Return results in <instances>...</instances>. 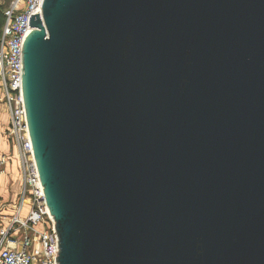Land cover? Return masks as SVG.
Returning <instances> with one entry per match:
<instances>
[{"label": "water", "instance_id": "obj_1", "mask_svg": "<svg viewBox=\"0 0 264 264\" xmlns=\"http://www.w3.org/2000/svg\"><path fill=\"white\" fill-rule=\"evenodd\" d=\"M22 98L55 264H264V0H43Z\"/></svg>", "mask_w": 264, "mask_h": 264}, {"label": "built area", "instance_id": "obj_2", "mask_svg": "<svg viewBox=\"0 0 264 264\" xmlns=\"http://www.w3.org/2000/svg\"><path fill=\"white\" fill-rule=\"evenodd\" d=\"M42 1L8 0L0 29V105L8 114L6 128L0 134L15 149L20 180L16 202L12 204L14 213L7 227L0 230V264H55L59 252L55 222L44 199L22 98L21 44L24 35L33 29L28 25L30 15L42 14ZM21 229L24 233L17 238Z\"/></svg>", "mask_w": 264, "mask_h": 264}, {"label": "crops", "instance_id": "obj_3", "mask_svg": "<svg viewBox=\"0 0 264 264\" xmlns=\"http://www.w3.org/2000/svg\"><path fill=\"white\" fill-rule=\"evenodd\" d=\"M7 122H8V114L4 106H0V131H4ZM11 150H12L11 143L7 140V138L3 134H0V161L1 160L5 161L2 164L0 163V194L4 192V182L6 181V179H8V176L5 171L11 172V175H14V172H16L17 164H19L16 155L15 154L13 156L11 155V152L13 151ZM17 180H18V191H19L20 188L19 171H18Z\"/></svg>", "mask_w": 264, "mask_h": 264}, {"label": "rangeland", "instance_id": "obj_4", "mask_svg": "<svg viewBox=\"0 0 264 264\" xmlns=\"http://www.w3.org/2000/svg\"><path fill=\"white\" fill-rule=\"evenodd\" d=\"M12 150L11 155L13 156L16 152L14 153L15 149L13 147ZM18 171L19 164H17L16 167L17 173L14 172V175H11V172L5 171L8 176V179H6V181L4 182V192L0 194V230H3L7 227L9 221L8 219L14 213L12 204L16 202V197L18 193ZM23 233L24 230L21 229L18 234H16L17 238H19L20 235Z\"/></svg>", "mask_w": 264, "mask_h": 264}, {"label": "trees", "instance_id": "obj_5", "mask_svg": "<svg viewBox=\"0 0 264 264\" xmlns=\"http://www.w3.org/2000/svg\"><path fill=\"white\" fill-rule=\"evenodd\" d=\"M7 1L8 0H4V3L0 4V29H1V26L3 24V20H4L3 11H4L5 7H6Z\"/></svg>", "mask_w": 264, "mask_h": 264}]
</instances>
